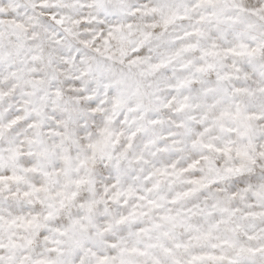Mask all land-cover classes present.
<instances>
[{"label":"snow or ice","instance_id":"snow-or-ice-1","mask_svg":"<svg viewBox=\"0 0 264 264\" xmlns=\"http://www.w3.org/2000/svg\"><path fill=\"white\" fill-rule=\"evenodd\" d=\"M0 264H264V0H0Z\"/></svg>","mask_w":264,"mask_h":264}]
</instances>
